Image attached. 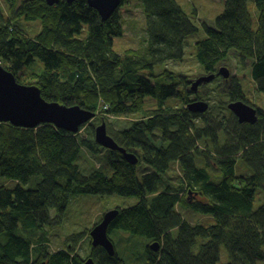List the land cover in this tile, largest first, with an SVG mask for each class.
<instances>
[{
  "label": "trees",
  "instance_id": "trees-1",
  "mask_svg": "<svg viewBox=\"0 0 264 264\" xmlns=\"http://www.w3.org/2000/svg\"><path fill=\"white\" fill-rule=\"evenodd\" d=\"M3 2L0 64L19 83L37 86L46 101L79 105L101 116L140 118L112 137L153 171L138 176L140 163L129 164L116 152L110 162L112 174L98 170L84 174L76 161L83 148L92 150L93 145L78 132L49 123L24 128L0 122V264H82L89 257L96 264H126L116 250L110 255L92 246L91 240L86 259L74 253L72 245L52 253L46 249L45 227L61 222L73 197L113 193L136 202L117 208L108 234L122 229L151 241L145 247L148 264L264 263V203L260 205L258 194L264 195V114L258 109L254 124L241 125L227 107L244 99L241 87L225 82L230 89L224 106L232 122L222 128L225 140L219 143L218 128L206 117L208 108L187 109L200 100L190 98L189 80L169 70L154 73L157 65L182 58L186 38L198 29L176 0H139L145 46L123 54L114 49V38L123 35L119 9L127 0L103 22L86 0H60L52 6L44 0ZM254 5L257 29L252 27L248 0H224L213 26L203 25L205 37L194 44L195 58L209 73L235 50L241 62L250 61L251 78L264 93V0H255ZM22 17L38 20L39 32L26 36L14 23ZM30 64L38 66L22 80L19 74ZM146 98L156 102L155 109L146 108ZM172 98L181 99L186 107L164 108ZM155 129L163 140L160 145L148 142L147 135L153 137ZM90 135L94 137V131ZM204 138L207 146L200 151L197 141ZM197 156L207 157L205 165H198ZM240 161L251 171L236 177ZM174 162L183 180L172 186L162 174ZM178 204L211 216L213 223H188L176 212ZM50 210L56 219L49 218ZM82 234L70 241L76 246ZM154 242L156 251L150 248ZM222 250L227 253L223 262Z\"/></svg>",
  "mask_w": 264,
  "mask_h": 264
},
{
  "label": "rangeland",
  "instance_id": "rangeland-1",
  "mask_svg": "<svg viewBox=\"0 0 264 264\" xmlns=\"http://www.w3.org/2000/svg\"><path fill=\"white\" fill-rule=\"evenodd\" d=\"M1 1V6L5 8V3ZM255 0H248V10L252 18V27L257 29V10L254 5ZM177 4L182 8V10L191 18L194 24L197 26V31L189 35L185 40L184 54L182 58L178 60H169L163 64L157 65L153 68L154 73L162 72L163 70H169L175 74L182 76V80H189L187 88L190 91L191 82L205 75L214 74L215 76L208 82H202L199 84L197 91L191 93L190 98L198 97L200 101H204L209 104L208 111L206 112V117L208 122L218 128L219 143H223L225 138L222 134L225 126H229L232 122L229 115L230 112L225 108L224 103L229 102V96L226 95L227 90L230 89L229 85L225 82H237L241 87V93H243L244 99H240L246 104L251 103L256 106L264 114V93L259 92L256 89L253 79L251 78V64L249 60L244 62L240 61V55L235 50H230L228 52L227 60L221 62L216 71L205 72L202 66L197 62L195 58V42L201 40L205 37V32L203 25L213 26L214 20L223 12L224 0H176ZM141 4V3H140ZM139 4V0H127L125 5L120 7L119 13L121 22L123 24V35L119 38H114V49L123 54L126 49H133L136 51H141L144 47L146 32H145V16L143 13L142 6ZM121 5V4H120ZM14 23L20 27L22 32L26 36H34L41 29V23L38 20H25L23 17L14 21ZM85 34V32H84ZM1 65V64H0ZM37 64H30L28 67L23 68L21 73L18 75L22 80L27 77L29 71H31ZM226 67L229 72V77L224 78L218 69ZM25 75H22L24 74ZM147 73V72H145ZM220 84L222 86H220ZM227 85V86H226ZM202 86V87H201ZM186 88V89H187ZM192 89V88H191ZM183 90V87H180ZM191 92V91H190ZM196 94V95H195ZM248 101V102H246ZM146 108H156V102L153 99L146 98L145 100ZM172 107L173 109L184 108L186 104L179 98L168 99L165 103L164 108ZM95 116L92 117L87 123L88 125L82 126L78 131L79 137L88 140L93 146L92 150L83 148L80 155L76 161L80 169L84 174H89L94 170L104 172L105 174H112L110 168V162L116 154L117 151H112L99 146L95 143L93 135L90 132L94 131L97 125L102 122L106 124L107 133L110 136H116L120 131L128 128L133 123L140 121L132 115H122V116H112L104 114V116L99 115V112L93 111ZM106 115V116H105ZM198 119L195 120L197 124ZM86 123V124H87ZM132 123V124H131ZM246 123V122H245ZM249 124V123H246ZM198 126H203L201 121L198 122ZM219 126V127H218ZM153 137L148 136V142L153 145L162 144L159 130L155 129L152 133ZM228 139V137H227ZM230 139V138H229ZM228 139V140H229ZM208 140L201 139L197 141V146L199 150H203L207 146ZM206 143V144H205ZM133 151L138 152L137 149L132 148ZM207 157H195L198 165H205V160ZM139 160V158H138ZM140 162H136L139 164ZM236 167L234 175L236 177L246 176L251 170L245 167L241 161ZM153 171L152 166H147L143 162L138 165L137 175L141 176L142 173H148ZM165 182L170 183L175 186L182 181V174L180 167L177 162L170 165L166 173L162 174ZM5 179V178H4ZM37 179V178H36ZM219 179V178H218ZM34 182V180H32ZM11 186V185H10ZM264 190V189H263ZM260 198V205L264 203V195L258 192ZM185 197V193H181ZM201 196H198L200 199ZM193 198V196H192ZM136 202L133 197L121 196L118 194H82L77 197H73L70 204L68 205L66 212L61 219L60 223H54L53 225L45 227L47 232V251L50 253L55 252L63 247H72L73 252L81 257V259H86L90 254V240L89 231L93 228V225L98 221L101 215L111 209H117L118 207H128ZM259 204L256 203V207ZM176 212L181 216V218L190 224L201 223L209 225L213 223V218L209 215H204L198 213L191 208L178 204L175 208ZM49 218L56 219L53 210L49 211ZM54 221V220H52ZM81 232L83 234L78 236V241L75 246L72 240L73 235H78ZM109 238L113 241L115 250L118 255L125 260L126 264H148L147 254L145 252V247L151 243L147 241L144 237L136 234H132L129 231L122 229H113L108 234ZM75 246V247H74ZM75 248V249H74ZM197 249V247H196ZM221 262L227 259V253L223 250L220 256ZM264 264V263H259Z\"/></svg>",
  "mask_w": 264,
  "mask_h": 264
},
{
  "label": "water",
  "instance_id": "water-1",
  "mask_svg": "<svg viewBox=\"0 0 264 264\" xmlns=\"http://www.w3.org/2000/svg\"><path fill=\"white\" fill-rule=\"evenodd\" d=\"M52 6L60 0H44ZM71 3L75 0H66ZM90 7L97 10L101 21L108 19L120 6L122 0H86ZM222 77H229L226 67L218 69ZM215 75L198 77L191 82L190 91L195 92L202 82H208ZM228 109L237 118L239 123L254 124L257 119L256 108L241 100L231 101L227 104ZM208 103L193 101L187 105L191 112H204ZM95 113L81 108L79 105L66 106L58 101H46L40 89L35 85L19 83L15 76L0 65V122L10 123L16 127L33 128L43 123H49L57 128L76 133L83 124H86ZM95 142L112 151H118L125 161L135 165L138 157L135 153L127 152L115 139L107 133L106 124L102 122L94 128ZM118 209H111L104 213L101 221L90 230L92 246L102 247L108 254L113 255L115 248L108 237V228L113 219L118 215ZM154 251L158 249V243L150 245ZM82 264H96L89 257Z\"/></svg>",
  "mask_w": 264,
  "mask_h": 264
},
{
  "label": "flooded vegetation",
  "instance_id": "flooded-vegetation-1",
  "mask_svg": "<svg viewBox=\"0 0 264 264\" xmlns=\"http://www.w3.org/2000/svg\"><path fill=\"white\" fill-rule=\"evenodd\" d=\"M246 102H248V101H246ZM248 105H251V106H253V107H255L256 108V111H257V115H258V112H259V110H258V108L256 107V106H254V105H252L251 103H249L248 102ZM237 119V118H236ZM238 121V120H237ZM246 123H241V125H245ZM126 150V149H125ZM118 152V151H117ZM130 152H132V151H130ZM119 154H120V152H118ZM133 153V152H132Z\"/></svg>",
  "mask_w": 264,
  "mask_h": 264
},
{
  "label": "bare ground",
  "instance_id": "bare-ground-1",
  "mask_svg": "<svg viewBox=\"0 0 264 264\" xmlns=\"http://www.w3.org/2000/svg\"><path fill=\"white\" fill-rule=\"evenodd\" d=\"M104 213H105V212H104ZM104 213L101 215L100 219L96 222V224H98V223L101 221V219H102ZM90 238H91V236H90Z\"/></svg>",
  "mask_w": 264,
  "mask_h": 264
}]
</instances>
